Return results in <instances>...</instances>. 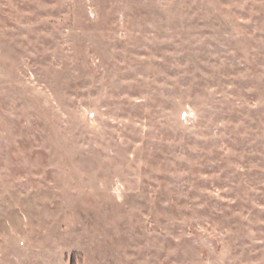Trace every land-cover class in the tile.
<instances>
[{"label":"rangeland","instance_id":"374dc122","mask_svg":"<svg viewBox=\"0 0 264 264\" xmlns=\"http://www.w3.org/2000/svg\"><path fill=\"white\" fill-rule=\"evenodd\" d=\"M0 264H264V0H0Z\"/></svg>","mask_w":264,"mask_h":264}]
</instances>
